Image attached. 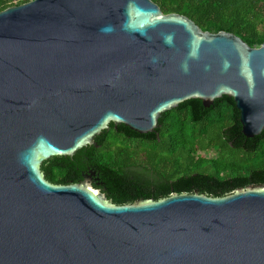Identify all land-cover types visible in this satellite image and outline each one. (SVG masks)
I'll return each instance as SVG.
<instances>
[{"label":"water","instance_id":"1","mask_svg":"<svg viewBox=\"0 0 264 264\" xmlns=\"http://www.w3.org/2000/svg\"><path fill=\"white\" fill-rule=\"evenodd\" d=\"M221 100L231 147L264 139V44L202 31L152 0H29L0 11V264H264V184L212 197L91 160L114 127L155 139L161 113ZM54 159L65 184L45 179ZM264 183V171L251 176Z\"/></svg>","mask_w":264,"mask_h":264},{"label":"trees","instance_id":"2","mask_svg":"<svg viewBox=\"0 0 264 264\" xmlns=\"http://www.w3.org/2000/svg\"><path fill=\"white\" fill-rule=\"evenodd\" d=\"M29 0H0V11ZM161 11L178 13L193 20L202 31H225L240 37L247 45L264 44V0H152ZM231 104L221 100L199 119L193 118L190 104L161 113L155 139L128 136L114 127L91 154L94 164L105 167L125 180L153 186L185 178H206L221 185L217 190H180L161 193L205 194L221 197L239 188L262 185L252 174L264 171V139L249 151L231 147L223 132L233 126ZM213 151L214 157L204 154ZM198 152H203L199 154ZM52 156L40 165L45 179L65 184L69 169L56 167Z\"/></svg>","mask_w":264,"mask_h":264},{"label":"rangeland","instance_id":"3","mask_svg":"<svg viewBox=\"0 0 264 264\" xmlns=\"http://www.w3.org/2000/svg\"><path fill=\"white\" fill-rule=\"evenodd\" d=\"M200 155L201 154H203V152H198ZM206 157H214L215 156V154H214V152L212 151H208V152H206L205 154H204Z\"/></svg>","mask_w":264,"mask_h":264}]
</instances>
